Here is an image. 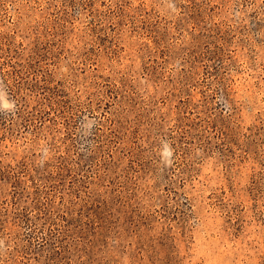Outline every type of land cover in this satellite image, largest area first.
Segmentation results:
<instances>
[{
  "label": "rangeland",
  "instance_id": "obj_1",
  "mask_svg": "<svg viewBox=\"0 0 264 264\" xmlns=\"http://www.w3.org/2000/svg\"><path fill=\"white\" fill-rule=\"evenodd\" d=\"M0 264H264V0H0Z\"/></svg>",
  "mask_w": 264,
  "mask_h": 264
}]
</instances>
